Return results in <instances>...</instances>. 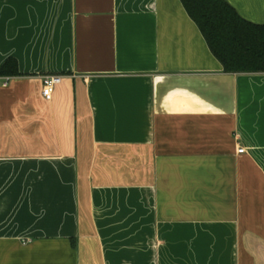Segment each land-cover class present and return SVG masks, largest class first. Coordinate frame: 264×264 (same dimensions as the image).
Instances as JSON below:
<instances>
[{"label": "crops", "instance_id": "obj_1", "mask_svg": "<svg viewBox=\"0 0 264 264\" xmlns=\"http://www.w3.org/2000/svg\"><path fill=\"white\" fill-rule=\"evenodd\" d=\"M9 59L0 264H264V73H224L179 0H0Z\"/></svg>", "mask_w": 264, "mask_h": 264}, {"label": "trees", "instance_id": "obj_2", "mask_svg": "<svg viewBox=\"0 0 264 264\" xmlns=\"http://www.w3.org/2000/svg\"><path fill=\"white\" fill-rule=\"evenodd\" d=\"M226 74L264 73V25L241 18L225 0H179ZM12 59L0 76L17 75Z\"/></svg>", "mask_w": 264, "mask_h": 264}, {"label": "built area", "instance_id": "obj_3", "mask_svg": "<svg viewBox=\"0 0 264 264\" xmlns=\"http://www.w3.org/2000/svg\"><path fill=\"white\" fill-rule=\"evenodd\" d=\"M61 82V77L57 75L45 76L42 79L41 95L45 100H50L52 97L53 90L56 85ZM238 154L244 153L243 149L237 150Z\"/></svg>", "mask_w": 264, "mask_h": 264}]
</instances>
